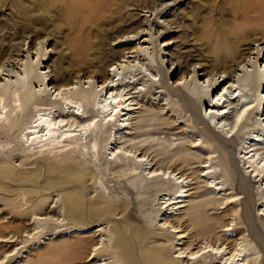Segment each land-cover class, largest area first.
Here are the masks:
<instances>
[{
    "label": "rangeland",
    "instance_id": "obj_1",
    "mask_svg": "<svg viewBox=\"0 0 264 264\" xmlns=\"http://www.w3.org/2000/svg\"><path fill=\"white\" fill-rule=\"evenodd\" d=\"M221 2L126 0L121 13L109 17L110 12L103 11L95 20L94 16H60L62 9L56 0H0V83H6L0 85L14 92L13 100L0 88V237L14 236L10 241L0 240V264H221L211 251L189 257L208 243L221 246L227 242L231 248L237 243V248L246 249L245 263L252 259L251 264H264V183L246 168L241 153L243 146L254 143L264 151V32L252 30L244 36L240 57L231 61L225 72L220 73V66L207 65L212 53L200 30L221 23L215 14L216 4ZM82 21L94 22L92 28L102 31L99 35L83 28L71 31ZM103 30L108 35L103 36ZM26 66L32 69L29 74ZM252 73L259 75L254 86L245 82L246 75ZM222 76L230 79L211 89L209 84ZM230 83L232 90L237 88L235 96L240 95L229 100V92V98H224L231 102L226 110L237 112L238 120L224 118L227 114L220 112L219 119H209L212 96ZM60 84L73 85L72 98L73 92H91L87 102L79 100L87 117L95 114L94 102L100 105L105 95L126 93L124 97L129 98L133 109L123 116L121 129L104 132L97 125L84 144H75L82 157L72 156L85 161L93 174H101L96 177L101 180L98 185L109 193L117 211L104 204L108 210L89 215L81 203L96 195L89 185L91 180L86 182L87 189L76 190L70 188L77 179L73 171L60 172L62 177L53 182L44 180L48 174L45 152L21 138L12 142L6 137L9 126L17 120L29 124L39 109L36 100L24 102L21 97L26 87L30 92L48 94L52 86ZM103 85L109 86L107 93L101 90ZM192 101L199 105L198 111L191 108ZM248 103L256 105L250 114L244 110ZM60 107L53 106L57 111ZM19 111L24 114L22 119ZM200 116L216 125L211 136L220 151L205 150L208 145L196 131L203 128L197 120ZM141 130H145L143 135L135 137ZM110 134L125 142L118 144L116 139L118 148L111 150L114 144L107 146ZM255 137L262 140L252 142ZM142 139L153 146L138 144ZM226 141L230 146L224 149ZM133 144L137 148L130 150ZM175 146L178 149L174 152L184 155L185 162L176 160ZM71 147L64 145L54 151L65 153ZM118 150L126 155L119 162L129 165L145 158L134 169L137 174L151 176L160 168L188 177L177 185L138 179L132 187L117 169H109L104 162L110 152ZM219 156L226 161H220ZM39 174L41 180L35 177ZM30 185L39 187L41 193L23 191ZM180 186L188 189L189 195L183 196L186 201L181 207L178 202L167 206L176 200L175 191ZM135 189H141L140 193ZM63 191L70 193L64 196ZM11 199L19 202L13 204ZM23 201L28 205H22ZM188 214L191 220H187ZM106 216L113 218L111 222L97 223ZM86 220L92 221L89 228ZM170 223L185 235L178 238Z\"/></svg>",
    "mask_w": 264,
    "mask_h": 264
},
{
    "label": "bare ground",
    "instance_id": "obj_2",
    "mask_svg": "<svg viewBox=\"0 0 264 264\" xmlns=\"http://www.w3.org/2000/svg\"><path fill=\"white\" fill-rule=\"evenodd\" d=\"M53 1L54 0H50V2H53ZM56 1H59V5L62 9L61 10L62 13H60V16H62L64 18L68 17V16L70 17L71 15H77L78 17H82V18H85L88 16L90 19H92L94 16L95 20H96V18H98L99 15H101V12H103V11H109L110 12L109 17H112V15H116V14L121 13L119 10L121 9L122 6H124V3L126 2V0H56ZM216 6L214 5V7H216L215 9L218 8V12L215 14H217L219 16L218 20H220L221 23L217 24L214 22L213 24H210L209 26H205V27H203V29L200 30V33L203 34V36L207 37V41L209 42V46L207 47V49H208V51H210V53H212L210 55L211 59L209 60V63L207 65H210V67L220 66L223 69L222 71H220V73H221V72H225L226 68L228 67V65L231 61H234L235 59L240 57V54L242 52V48H241L242 43L241 42L244 39V36L247 35V33L249 31H252V30L253 31L254 30L259 31L260 30V31L264 32V0H222V2L218 5L216 4ZM92 25H94V22L93 23H91V22L86 23L85 21H82L81 23H75L73 25L71 31H76L78 29L80 30L83 28L89 34L97 31L98 35H99L100 31H102L101 28L100 27L92 28ZM107 32H108L107 30H103V32H102L103 36L106 34L108 35ZM225 33H228V34L225 35ZM230 35H232V36H230ZM101 39H102V37H101ZM258 50H259L258 55H260V57L263 56V54L262 55L260 54L262 51L261 48L257 49V51ZM252 53H256V52H252ZM245 59L247 60V62H249L251 60L250 54L247 55L245 57ZM237 65H238V63H237ZM26 70H27L28 74L30 72H32V69H30V67H28V66H26ZM231 72L232 71H229L230 74H232ZM210 75H211V73H210ZM218 78H220V77H218ZM228 78H226L225 76H222V79L220 81L217 80L214 84H209V86L211 89H214V88L217 89ZM258 78H259V75L256 73L247 74L245 77V82H247V84H250L251 86H254L255 84H257ZM44 81H45V79H44ZM41 82H43V80ZM0 84L6 85L5 82L0 83ZM230 84H232V83H230ZM3 85H0V88L2 89V93L3 94L7 93L8 95H11V97L13 99L14 92H12L10 90L9 86H3ZM232 86H233V84L229 85L227 87H223V91L220 93H217L215 98H214V96H212V98H211L212 101H210V102H212V104L210 105L211 108L209 107L210 108L209 110L213 114H212V116H209V119H212V118H216V120L219 119L220 118L219 112H220L221 115L227 114L226 116H224V118H227V119L229 118L230 120H233L234 122L238 120L237 119L238 118L237 112L235 113L233 111L226 110L227 107H230L231 102L228 103V101L226 99H224L225 97L229 98V92L231 95L230 96L231 98H229V100L232 98L237 99V97L240 95L238 93V95L235 96L234 92L237 91V88L232 90ZM108 87H109L108 85H106V86L103 85L101 90L106 89V93H107ZM72 89H73V85L60 84L58 86H52V92L51 93H48V94L47 93H40L39 94L36 92H30L29 86L26 87L25 90H23L21 92V94H20L21 97L24 99V102H26L27 100H31V101L36 100L37 101L36 103L38 105L37 107H39V109L37 110L36 115L34 116V119L31 122L29 121L30 122L29 124L23 125L21 122H19L17 120L15 122V124L9 126L8 131L6 132V137L8 139L12 140V142H13V140H17L18 138H21V140L26 141L29 145H31V146L35 145V147H37L40 151L45 152L44 159L46 160V168H47L46 170H48V174H46V176H44V180H50V182H53L56 179H59L62 177L61 175H58L60 172L73 171V172L77 173V179L75 180L76 184H73L70 187V188H74V190H76V187H78V188L80 187L81 189L82 188L87 189L88 187H87L86 182L88 180H91L89 185L91 186V188L93 190H95L96 195L93 199H91L87 203H81V206L83 207V209H82L83 211H85L89 215L93 216V215L97 214V210H99V209L103 210L104 212H105V210L109 209L104 204L111 206L112 211H117V210H115L116 209L115 205L111 202L112 198L110 197L109 193L104 192L102 187H99V185H98L101 183V180L100 179L97 180L96 177L97 176L101 177V174L99 173V175H98L97 174L98 172L93 174V172L87 167L85 161L74 160V158L72 156L74 155V157H75V155H77L80 158L82 157L81 149L79 147H77L75 144H79V145L84 144L83 140L87 139V137L95 129V127H97V125L99 126V129L104 128L103 129L104 132H105V130L108 131V129H115L116 127H118V130H120L122 127V125L120 124V121L123 119V116H125L128 112L132 111L133 108H132V106H130V103H128L129 98L124 97V95H126V93L121 94V95H112L111 94L109 97H106V95H105L104 99L100 101V105L99 104L97 105V102H94L95 114L87 117V116H84V112L82 110L84 107L81 108V105L79 104V102L80 101L87 102L89 97L91 96V92L90 91L73 92V93H75V95L72 98L70 96V93H71L70 91ZM109 89H111V88H109ZM67 91H69V93ZM234 96H235V98H234ZM15 98H16V96H15ZM0 100H1V98H0ZM214 100L216 102L213 103ZM221 100H222V102H221ZM15 101L17 103V99ZM53 104L54 105L60 104L61 105L60 110L57 111L58 109L57 110L54 109ZM190 105H191L192 109L195 108V110L198 111L199 105H197V103L192 101L190 103ZM252 105H253V103H248V104H245V106H244V110L246 109L248 111V114L252 113V111H254L256 108V105H254V106H252ZM215 108L217 109V114H214ZM219 109H220V111H219ZM23 110H26V108ZM20 111H19V113L17 112L18 113L17 115H19L22 119V116H24V114H26L27 110L25 111L24 114L23 113L21 114ZM197 120H200L203 124V128H199L196 131L201 133V139L203 140V142L205 144L208 145V146H206L205 150L209 151L210 153L220 151L218 148V145L214 142L213 137L211 136V130L216 125H213L212 123H210L209 120L207 121L203 116H200V118H198ZM214 122H215V120H214ZM215 124H217V123H215ZM142 126H143V124H142ZM144 132H145V130H141L140 132L137 133V135L135 137H141V135H143ZM126 133H130V132H126ZM119 138L120 137L111 136V134H110L109 141L107 140L108 141L107 146L108 145L111 146V144L112 145L114 144V147H110L111 150H114L118 144H122L125 142V141L120 142ZM116 139H118V141H119V142H117L118 144L116 143ZM222 140H224V139H222ZM260 140H262L260 137L252 138V142L253 141H260ZM228 142L229 141H226L225 144H222L224 149L229 148L230 143H228ZM138 144H140L142 146L144 145L146 148V146H149V147L153 146L154 143L148 141V139H146V140L142 139L138 142ZM64 145H71L73 147L69 148L67 150V152H65V153H57L54 151L55 148L60 147V146H64ZM102 145H103V143H102ZM136 146H137V144H133V146L131 147L130 150H132L133 147H134V149H136L137 148ZM128 147H129V145H128ZM262 148H263L262 146H258L257 143H254L253 146L252 145L243 146L241 153H243V157L245 158L244 160L247 164L246 168L248 170H250L251 173L254 174V177H256L257 180H260L261 182L264 183V151H261ZM176 149H178V146H175L172 149L173 152ZM121 153L122 152H120V150L110 152L111 155L109 157L106 156V158L104 159V162L106 163L107 166L109 165L108 166L109 169H111V170L117 169L121 178L124 177V179H126L132 187L137 186L138 179H144V178H153V179H158V180L160 179V180H165L167 182H171L174 185H177V184H181L180 182L185 180L188 177V175L185 177V174H180L179 176H177L179 174V172L176 173V172H174V170L170 171L168 169H166V170L163 169V172H162V170L159 171L160 168L154 169L152 172L155 171V173H153L151 176H147V175L145 176L144 174H142V175L137 174L134 172V169L138 168L140 165H142L144 163L145 158L135 160L133 162V164L129 165V164H126L125 161L119 162L120 159L126 158L125 157L126 155L125 154L123 155ZM179 153L180 152H178V151L174 152V154L177 156L176 160L177 161L182 160L185 162L186 161L185 156L181 155ZM101 155H103V154H101ZM144 155L145 154H143V156ZM215 157H217V156H215ZM219 160L222 162L226 161L225 157H220ZM210 168H211V165L208 166L207 170H210ZM50 169H54L56 171L54 174H56V175L51 174V172L49 171ZM87 175H90L91 177H87ZM35 177H37V180H39V179L41 180V178H42V176L40 177V174L35 176ZM30 182H31V180H30ZM54 183H56V182H54ZM56 185H57V183H56ZM187 185H185V186H187ZM103 187H104V183H103ZM182 187H184V186H180L175 191V193L177 194L175 196L176 200L175 201L173 200L174 202L173 201L172 202L170 201V203L168 202V204H166L167 206L171 205V204L175 205V203H177V202H178L177 204L180 203V205H179L180 207L183 205V202L186 201L185 197H183V196H188L189 193L187 194L188 189L183 190ZM210 187L214 188L213 186H210ZM52 188H54V187H52ZM50 189H49V191H50ZM68 189H69V187H68ZM135 190L138 193H140V191H141V189H135ZM23 191H26V192L31 193V194L41 193V189H39V187H37V186H35V187L31 186V188H28V187L24 188ZM63 193L65 196L66 194H68L70 192L69 191H63ZM15 198H14V200H15ZM69 201H70V199H69ZM9 202L13 203V200L11 199V200H9ZM18 202H19V200H18ZM18 202H15V203H18ZM15 203H13V204H15ZM7 204H8V202H7ZM22 205L27 206L28 204H26L23 201ZM100 205H103V206H100ZM40 208H41V206H40ZM74 211H76V210H74ZM108 216L100 219L101 221H99V219H96V221H99L97 223H101V222L107 221V220H109L111 222V220L113 218H110ZM87 219H89V218H87ZM191 219L192 218L189 215L187 220H191ZM91 223H92V221L86 220L85 226H87V227L91 226ZM97 223H94V224L96 225ZM170 225H171L170 230H173V231H176L179 233L178 238L185 235L184 232H182L183 230L177 231V230H179L178 227H176L174 224H171V223L169 224V226ZM13 237L14 236H12L11 239H9L10 237L9 238L0 237V240H4V241L9 240L10 241V240H13ZM230 243L231 242L223 243L221 246H212L211 244L208 243L206 246L202 247L201 250H198L197 252L191 253V256L189 258H194L195 256L200 255L203 252L205 253L206 251H209V252H207V254H208L211 251L214 253L213 257H216V256L219 257L218 259H220V260L218 261V263H221V264H225V263H227V264H248V263H250L251 264L254 262V260L251 259L248 263H245L244 260L246 259L245 257L247 255L245 253L246 249L245 248H242V249L237 248V246H236L237 243L234 244V246L231 248V246L229 245ZM95 246H96V248L99 247L98 244H96ZM188 246H191V245H188ZM187 248H189V247H187ZM158 250H160V248ZM160 259H162V258H160Z\"/></svg>",
    "mask_w": 264,
    "mask_h": 264
}]
</instances>
